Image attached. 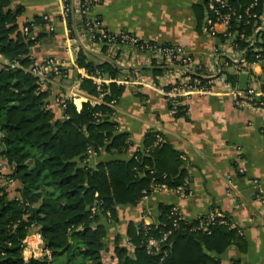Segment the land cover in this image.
<instances>
[{
  "label": "trees",
  "instance_id": "obj_1",
  "mask_svg": "<svg viewBox=\"0 0 264 264\" xmlns=\"http://www.w3.org/2000/svg\"><path fill=\"white\" fill-rule=\"evenodd\" d=\"M207 1L204 0L203 10L212 18ZM225 1L226 9H220L222 12L232 10L242 17H233L230 21L229 32L238 33L234 45L245 51L248 61H253V49H262L264 70V35L257 30L264 1L258 0L257 6L249 11L255 18L244 15L253 0ZM21 11L11 0H0V56L5 61L0 62V161L4 159L11 171L10 174L0 172V264H101L106 232L99 224V217L117 222V207L136 205L153 192L152 184L165 185L170 190L185 189L182 162L161 133L151 131L145 136L142 149L151 148L148 155L137 150L126 161H102L91 168L89 151L96 156L102 151L120 155L130 146L128 134L119 133L113 120V108L124 87L116 82L101 84V92H106L101 104L86 101L78 107L72 99L59 98L62 118L55 119L48 102L49 86L40 88L38 78L31 73L35 65L29 53L36 40L29 37L33 34L30 23L18 27ZM40 21L35 18L33 23L39 25ZM66 24L73 39L71 13ZM80 25L81 20L79 30ZM24 26L28 27L26 35L22 32ZM256 35L257 40L251 45ZM219 38L225 41L222 35ZM105 50L106 46L102 45L103 54ZM75 64L88 76L98 73L111 80L127 81L134 78V74L148 73L156 86L161 75L182 67L176 61L175 68L170 70L157 68L155 63L151 70H124L109 62L95 63L80 48L75 53ZM207 74L197 68L192 75H187L189 83L196 79L200 82L197 88L209 90L216 78H207ZM66 76V71L61 69L60 78ZM221 76L226 84L235 87L236 75L222 71ZM54 77L51 74L48 80ZM78 78L83 93L99 98L98 86L91 79ZM169 89V85L164 87V90ZM260 89L264 91V76ZM136 97L142 99L139 93ZM176 108L175 114L183 107ZM157 135L162 141L153 147ZM171 211L172 206L162 204L158 207L155 224L129 223L126 234L134 250L129 253L119 247L117 237L116 264H219L214 255L242 239V233L231 228L223 217L219 219H224L225 224L209 226L208 232H202L192 228L205 219L188 221L184 218L173 226L176 216L171 215ZM34 233L40 235L44 248L49 251V260H23L22 243ZM166 233H169L167 239L159 250L148 254L147 239H159Z\"/></svg>",
  "mask_w": 264,
  "mask_h": 264
},
{
  "label": "crops",
  "instance_id": "obj_2",
  "mask_svg": "<svg viewBox=\"0 0 264 264\" xmlns=\"http://www.w3.org/2000/svg\"><path fill=\"white\" fill-rule=\"evenodd\" d=\"M11 1L14 7L22 9L17 18L19 28L35 18L41 20L31 34L36 42L29 55L35 67L51 58L67 73L65 78L56 76L45 84L50 89L48 102L55 119L62 118L59 98L72 99L78 107L86 101L99 102V98L87 96L79 86L72 84L78 77L87 75L75 64L76 49H82L98 64L110 59L124 70L152 68V64L141 61L136 51L121 49L111 53L106 48L103 54L101 44L93 45L86 41L79 30L76 6L71 12L74 35L71 39L67 24L61 17L60 0ZM204 5V0H96L89 18L97 21L105 32L128 33L144 43L178 47L188 53L197 65L208 67L210 72L220 66L222 71L236 75L231 65L224 67L231 54L223 53L225 42L219 36L226 26L216 25L214 35L204 31ZM43 17H47L48 22H43ZM259 31L264 35V28ZM234 35L230 42H233ZM254 37L257 40V35ZM0 62L5 63L1 56ZM156 67L170 70L167 66ZM170 74L164 73L157 78L158 86L148 73L144 75L154 85H123L124 91L113 108V120L119 133L128 134L130 146L120 155L102 151L96 156L89 151L88 165L95 168L102 161H126L135 151L143 149L149 132L158 131L179 154L186 197L180 199L171 190L155 191L134 206H118L117 222L100 216L99 224L106 232L101 264L117 263L114 255L117 237L119 247L132 253L134 247L126 234L129 223L136 226L155 224L158 207L162 204L177 207L188 221L203 220L210 213H215L228 220L231 228L242 233L238 243L214 255L219 264H264V113L236 105L230 92L238 88V80L235 87H231L220 81V73L216 72L210 76L216 80L208 91L190 93L180 99L183 108L172 115L167 99L160 92L169 84L167 76ZM192 74L185 73L186 76ZM263 76V67L258 65L254 76H248L247 87H260ZM102 79L106 85L114 82L122 85L118 82L124 81L123 78ZM137 93L142 95V99L136 97ZM239 167L243 168V174L237 173ZM10 172L7 167L3 174ZM227 177H230L233 189L227 188ZM254 180L257 181L255 185L251 183Z\"/></svg>",
  "mask_w": 264,
  "mask_h": 264
},
{
  "label": "built area",
  "instance_id": "obj_3",
  "mask_svg": "<svg viewBox=\"0 0 264 264\" xmlns=\"http://www.w3.org/2000/svg\"><path fill=\"white\" fill-rule=\"evenodd\" d=\"M264 1V0H263ZM96 0H77L74 3V0H60L61 4V17L66 22L67 16L69 13L73 12L74 6H76L77 14L81 20L80 32L81 36L93 45H105L108 51L111 53L117 52L121 49H128L131 51H136V53L141 58V61L144 63L151 65L155 63L158 66H167L170 69H174V65L176 61H179L182 67H177L176 71L170 72L171 74L167 76L168 85L170 87L169 90L160 89L161 94L167 99L170 105V114L174 115L176 113V107L181 105V102L177 99L185 98L190 93H204V88H197V85L200 83L198 80H193L192 83H189V77L185 75L186 72L194 73L197 68L205 70L208 74L205 77L210 78L216 72L221 75V67L218 66L217 70L210 72L208 67H202L196 64L193 59L186 53L184 50L178 47H172L168 45H156L153 43H144L140 41L136 36L128 34V33H108L101 29L100 24L91 20L89 17L92 8L95 5ZM258 4V0H253V2L244 10V15L247 17L252 16L255 18L254 14H250L249 11L256 7ZM226 9V1L225 0H208L207 1V10L211 13L212 18H205V26L204 31L210 34H216L214 31V27L216 25H225L226 30L222 33V36L225 39V45L223 46L224 54H231L229 62L224 64L225 68H228L231 65L233 72L238 76L241 73L246 74L247 76H254L255 67L258 65H262V49H253L254 55L252 56L253 61H248L245 51H240L233 42H230L232 38L231 32H229L230 21L233 17L241 19L240 15H236V13L232 10H227L226 12H222L220 9ZM43 22H48L47 17L42 18ZM260 25L257 30L264 28V7L259 17ZM32 28L36 25L33 21L29 24ZM23 34L28 33V27L24 26L22 28ZM241 38H243L241 36ZM97 39V40H96ZM255 40H252L251 45L255 43ZM77 50V49H76ZM75 50V53H76ZM217 53H214L216 55ZM61 67L51 58L47 59L40 67H33L31 69V73L33 76L38 78V84L40 88L43 87L49 80L48 76L53 74L55 77L60 76ZM210 72V73H209ZM85 78L91 79L97 86L100 91L99 102H94V104H101L102 97L106 95V92H101L100 85L103 84L104 81L100 77L98 73L96 75H86ZM220 81L224 82V76H221ZM218 79V80H219ZM118 83L122 85H138V86H147L154 85L149 77L142 74H134V78L129 79L127 81H119ZM72 84L77 85L80 84L79 78L77 81ZM80 90V89H79ZM230 95L235 100V104L241 107H249L253 109H257L261 113H264V91L260 89V87H246L244 90L234 88ZM91 102V101H90ZM93 104V102H91ZM111 106V103L109 104ZM1 135V134H0ZM162 141L160 135L156 136V140L153 143V147L158 145ZM151 148L142 150L146 155L149 154ZM7 169V165L4 159L0 161V172ZM238 174H243V168L239 167L237 170ZM11 183V181H8ZM227 188H234L233 184L230 182V177H227ZM252 184H257V181H251ZM153 186V192L170 190L165 187V185H151ZM184 187H179L173 191L178 198L184 199L186 197V193L184 191ZM152 192V193H153ZM146 197V196H145ZM144 197V198H145ZM171 215H175L176 219L172 220L173 226L184 217L181 215L180 211L177 207L172 206ZM216 224H225L224 219H219V215L215 213H210L204 221H200L198 225L192 228V230H199L202 232H208V227ZM169 233L162 234V237L159 239L148 238L146 241V251L148 254H155L157 250H159L160 245L167 239ZM22 257L24 261H28L29 259H50V253L47 249L44 248V244L41 240V237L38 233H34L26 237V239L22 243Z\"/></svg>",
  "mask_w": 264,
  "mask_h": 264
},
{
  "label": "water",
  "instance_id": "obj_4",
  "mask_svg": "<svg viewBox=\"0 0 264 264\" xmlns=\"http://www.w3.org/2000/svg\"><path fill=\"white\" fill-rule=\"evenodd\" d=\"M237 35L238 33L235 32V35L233 36V42L236 41L237 39ZM29 37L31 38L32 36L29 35ZM78 43H79V39L77 36H75ZM256 39V37H254V40ZM80 45V44H79ZM81 46V45H80ZM106 62H109L111 64H115L112 60L110 59H106ZM134 69L136 70H144V69H149L148 67H135ZM237 80H238V88L241 89V90H244L246 87H247V80H248V76L244 73H241L238 75L237 77ZM250 80L254 81V78L253 77H250Z\"/></svg>",
  "mask_w": 264,
  "mask_h": 264
}]
</instances>
